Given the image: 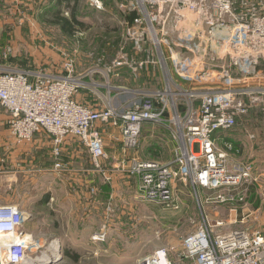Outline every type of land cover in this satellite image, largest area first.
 I'll list each match as a JSON object with an SVG mask.
<instances>
[{
  "label": "built area",
  "instance_id": "2783aa9c",
  "mask_svg": "<svg viewBox=\"0 0 264 264\" xmlns=\"http://www.w3.org/2000/svg\"><path fill=\"white\" fill-rule=\"evenodd\" d=\"M107 1L88 0L98 10H104ZM128 7L133 18L127 23L126 36L137 54L155 48L156 59L140 61L137 67L160 63L172 79L167 86H177L172 68L182 80H197V89L187 93L200 98L199 106L194 108L187 100L180 109L169 102L167 91H156L140 95L123 111L112 107V100L104 111L91 110L75 98L85 81L75 75V58L67 55L61 74L0 70V106L7 114L10 134L22 142L49 136L56 157L66 142H80L88 147L93 168L107 180L112 174L136 179L137 198L142 202L182 210L175 186L182 181L192 185L196 194L206 190L216 193L217 203L238 205L256 181L255 168L235 160L242 147L229 133L246 117L249 104L264 99V68L259 67L264 61V0H130ZM174 41L183 42L178 45L182 49L175 50ZM163 46L169 49L172 65ZM222 48L230 56L229 63L221 67ZM237 71L247 75L239 89L234 87ZM253 72L258 75L257 85L247 79ZM98 122L121 131V140L114 141L123 142L124 155L139 148L145 124L166 126L177 144L176 154L166 163L141 160L138 151L137 157L113 161ZM55 169L66 170V165L57 161ZM236 206L231 211L237 214ZM29 217L19 204L0 203V264H28V255L42 249L41 239L26 227ZM223 224L205 221L186 235L180 260L171 258L170 249L162 247L137 264H264L262 233L216 230ZM106 238L103 231L92 239L102 242Z\"/></svg>",
  "mask_w": 264,
  "mask_h": 264
},
{
  "label": "rangeland",
  "instance_id": "374dc122",
  "mask_svg": "<svg viewBox=\"0 0 264 264\" xmlns=\"http://www.w3.org/2000/svg\"><path fill=\"white\" fill-rule=\"evenodd\" d=\"M63 1L76 2V15L90 26L86 33L67 34L60 25L53 24L52 17L43 15L47 11L46 5H43L45 0L32 2L13 0L8 3L7 8L0 7V18L3 22L7 21L0 26V70L42 72L43 68L36 67L38 62L41 67L50 65L51 68L57 69L61 67L67 55H72L77 61L74 66L75 75L84 77L83 73L92 67L105 73H96V77L93 78L95 82L90 88H87V83H82L75 95L80 103L91 110L104 111L110 107L109 100H112L111 106L117 111H123L130 106L128 104L131 100L138 99L132 90L137 89L140 80L145 84L149 83L150 79L151 85H154L157 91H167L165 95L169 102H175L180 109L185 107L182 103H187V100L194 108L199 106L200 98L191 97L187 92L197 89L196 85L200 82L192 79L182 80L173 68L172 77L177 86L174 84L167 86L172 79L164 74L160 63L157 66L153 64L154 68L150 67V70L142 71V75H137L134 69H132L134 72L129 69H118L120 72L116 73L122 63L129 62L130 65H135L132 68L137 67L135 44L126 36L128 24L125 20L127 22L132 20L129 19L132 11L128 7L130 0L107 1L118 4L122 9L120 12L125 27L121 26L115 15L109 12L119 11L117 8L108 10L106 4L101 11L90 7L88 0ZM63 8V14L69 16L71 11ZM182 43L174 41V49H182L178 46ZM46 45L52 49L42 52L43 56L33 54V48L40 46L45 48ZM151 50L155 51L154 46ZM163 51L172 65L168 47L163 46ZM183 53L179 55L181 59ZM152 56L153 54L150 59H154ZM220 56L221 67L223 63H229L230 54L223 48L220 50ZM260 63L259 67L264 68V61ZM90 76L83 81H90ZM234 76H236L234 87L239 89L243 85L241 80H246L247 75L244 77V73L237 71ZM257 78L258 75L253 72L247 79L251 80V85H257ZM103 80L108 82L105 81L103 84ZM245 99L249 102L250 98L245 96ZM229 134L242 147L235 160L252 163L255 168L256 181L244 193V201H240L238 205L235 202L217 203L214 199L216 193L199 189L196 194L192 185L178 181L175 184L176 194L182 202V210H169L159 203L142 202L137 199V208H132V213H126V216L119 218L117 214L120 211L115 212V218L118 217L120 223L118 221L113 224V229L107 234L105 241L95 242L92 239L93 231L86 232L85 229V218L89 208H85V200L76 199V187L74 189L69 186V183H74V176L63 175L55 178L52 174L45 175L40 170L41 167L52 165L55 161L54 148L49 144L51 138L45 139L46 144L35 142L36 136L30 142L15 139L9 132L6 113L0 106V203L19 204L29 213L26 227L40 238L43 244L39 253L30 256L41 255L43 251L49 249L53 241L59 242V258L57 260L53 258L51 264H137L138 260L146 258L162 247L170 249L171 258L180 260L183 253V238L199 229L205 221L211 224L219 220L224 221L222 226H216L219 232L245 230L264 235V99L262 102L249 104L246 117ZM121 138L120 131L117 139ZM139 139L137 151L141 160L166 163L176 154L177 144L166 126L147 123ZM81 155L84 159L87 154L84 151ZM66 170H70L69 174L76 172L69 166H66ZM53 183H56V186L49 190ZM82 189L84 191L85 187L82 186ZM51 196L55 199L51 200ZM235 206L238 209L237 214L231 211ZM93 211V224L96 229L99 227L101 209ZM133 211L135 216L137 214V219L134 220L137 226L135 227L137 240H134L136 236L133 235L136 230L131 218ZM67 249L78 253V259L67 256L65 253Z\"/></svg>",
  "mask_w": 264,
  "mask_h": 264
},
{
  "label": "crops",
  "instance_id": "0c3cea01",
  "mask_svg": "<svg viewBox=\"0 0 264 264\" xmlns=\"http://www.w3.org/2000/svg\"><path fill=\"white\" fill-rule=\"evenodd\" d=\"M11 1H13V0H0V7H3V9L7 8L8 3H11ZM21 1L22 2H32L34 0H21ZM38 2H40V1H37V3ZM41 3H42V1H41ZM72 3L73 2L69 3L68 1H63V0H45V3L43 5H46L45 9H47V11L45 13H43V15L52 17L53 18V24L57 23L61 27V24L58 23L56 20V17H57L56 11H61L60 16H65L63 14V11H64L63 7H65L66 10L71 11V10H73V7L75 5V2L73 4ZM27 4H29V3H27ZM106 4H107V8H109L108 10L115 9V8L119 9V11H115V12L109 11V12L113 13L115 15L116 19H118L119 24L121 26L125 27V22L126 23H128V22H127V20H125V22H122L123 21L122 20L123 15L120 12L122 9L119 7V5L118 4H112L111 2H107ZM89 6L92 7L90 4H89ZM92 8H94V7H92ZM75 9H76V7H75ZM41 11L43 12V10H41ZM101 11H103V10H101ZM129 15H130L129 19L133 18V12L132 11ZM70 16H71V14L69 16H65V17H70ZM78 18L80 19V21L84 22L80 17H78ZM2 22L3 21L0 18V26H2L7 21H4L3 23ZM84 23H86V22H84ZM89 28H90V26L87 24L86 29L75 30L74 34H77V33L84 34L89 30ZM61 29H62V27H61ZM67 34H70V33H67ZM71 34H73V33H71ZM45 40H47V39H45ZM51 49L52 48L49 45H46L45 48H42L41 46L36 47V48H33V50H34L33 54L38 53L39 55L43 56L44 54L42 52H44L45 50H51ZM119 50H121V47L119 48ZM152 52L153 51L151 49H149V51H147V52L138 53L137 54V65L139 64L140 61L153 60V59H150V56L152 54H153L152 57L154 59H156L155 53H152ZM132 58L136 59V57H132ZM76 64H77V61H76L75 65ZM36 65H38L36 67L43 68V70L45 72L50 73V74H61L63 72L62 64H61V67L57 68V69L51 68L52 66H50V65H43L41 67L39 62L36 63ZM132 67H134V66L130 65L129 62H127L125 64L122 63V66L117 68L116 73L119 74L120 71H118V69H120V70L129 69L131 71H132V69H134L135 71H137V75H142L143 74L142 71L145 72L148 69L150 70L151 68H154L153 63H150V62L146 63L143 68H141L139 66L135 67V68H132ZM132 72H134V71H132ZM139 72H141V73H139ZM96 73L97 74H103L104 72L101 69H97V68L92 67L90 70L83 73V76H84L83 79L84 78L87 79L88 75H91L89 78L90 81L85 82L88 85L87 88H90L91 85L94 84L95 80L93 78L96 77L95 76ZM104 77H105V75H104ZM96 80L98 82H100V80L98 78H96ZM105 81L106 80H103L102 83L104 84ZM151 82H152V80L150 79L149 83L145 82V84H142V81L140 80V82L137 84V89L132 90V91H134L135 96L139 97L140 95L152 94V93L156 92L157 90L154 87V85H151ZM117 86H120V85H117ZM117 86H109V88H113V87L117 88ZM142 86H144V87H142ZM120 91H122V90H120ZM141 93H144V94H141ZM133 100H131L130 102H133ZM106 102H107V100H106ZM109 103H110V100H109ZM112 103H113V101H112ZM6 119H7V114H6ZM99 127H100L101 131H103L104 137L107 141V151L110 154L113 161H115L116 159L119 160V159L133 157V156L137 157V150H131L128 152L127 155H124L122 152L123 142L122 141L118 142L117 140L114 141L117 138V135L120 133L119 129H116L115 127H113L112 124L100 123ZM47 137H49V136L37 135L35 142H39V143L41 142L42 144H46L47 141L45 139ZM49 144H51L52 148H54L51 140H50ZM84 151L86 152V154H87L86 156H88V158H86V156L84 159L82 158L81 154ZM91 160L92 159H91L90 153L80 142H77L76 140H70V141L66 142V144L63 146L62 154L60 155V157L59 158L56 157L55 161L53 162L52 165H45V166L41 167L40 170L45 175L52 174L55 178H58V177L63 176V175L64 176H74V178H73L74 183H69V186H70V188H74V189L76 187V191H77L76 199H80L82 201L85 200V202H86L85 208L86 209L89 208V211H87L86 218H85L86 219V224H85L86 232L93 231L92 233L95 234L98 232L106 231V234H109L113 229V227H112L113 224H115L116 222L119 221L118 217L120 218L121 216H126L125 215L126 213H132L131 212L132 208L133 209L137 208L138 182L134 178H130L129 176L118 175V174L110 175L111 179L107 180L106 176L103 173L96 171L93 168ZM57 161L64 163L66 166H69L70 169H73L76 172H72V174H69L70 170L69 171H67V170L57 171L55 169V163ZM44 162H47V161H44ZM61 178L63 179V177H61ZM48 179H51V178H48ZM63 184H65V183H63ZM81 185L85 187L84 191H83ZM54 186H56V183H53L52 186L49 187V190H52V187H54ZM93 190H95V191L93 192ZM53 199H55V197L51 196V200H53ZM23 209L26 210L25 207H23ZM99 209H101V212H100V215L98 218V219H100L99 227L97 226V228L94 229V224H93V213H94V211L93 210L99 211ZM127 209L129 211H127ZM118 211H120V212H118ZM115 212L116 213L118 212L117 218H115V214H116ZM131 218L133 219V221L135 219H137V214L135 216L134 211H133V216ZM119 223H120V221H119ZM133 226H134V228L137 227L135 225V221L133 223ZM118 228H120V227H118ZM133 235L136 236L134 240H137V229L134 230Z\"/></svg>",
  "mask_w": 264,
  "mask_h": 264
},
{
  "label": "trees",
  "instance_id": "16d2710c",
  "mask_svg": "<svg viewBox=\"0 0 264 264\" xmlns=\"http://www.w3.org/2000/svg\"><path fill=\"white\" fill-rule=\"evenodd\" d=\"M76 3V2H75ZM57 17L56 20L58 23L61 24V27L63 31L66 33H74L75 30H84L87 27V24L80 21L78 16L76 15L75 12V5L73 7V10H71V16L70 17H65V16H60L61 11H56ZM235 143L238 145L239 143L234 140ZM66 255L73 258V259H78L79 254L76 252H73L71 249H67L65 251Z\"/></svg>",
  "mask_w": 264,
  "mask_h": 264
},
{
  "label": "bare ground",
  "instance_id": "6f19581e",
  "mask_svg": "<svg viewBox=\"0 0 264 264\" xmlns=\"http://www.w3.org/2000/svg\"><path fill=\"white\" fill-rule=\"evenodd\" d=\"M59 242L53 241L50 244V247L48 250H45L42 252L41 255L38 256H30L28 255L27 261L28 264H46L48 261L52 260L53 258H59Z\"/></svg>",
  "mask_w": 264,
  "mask_h": 264
},
{
  "label": "water",
  "instance_id": "95a60500",
  "mask_svg": "<svg viewBox=\"0 0 264 264\" xmlns=\"http://www.w3.org/2000/svg\"><path fill=\"white\" fill-rule=\"evenodd\" d=\"M57 259H58V258H55V260H57ZM51 263H53L52 260L48 261L46 264H51Z\"/></svg>",
  "mask_w": 264,
  "mask_h": 264
}]
</instances>
